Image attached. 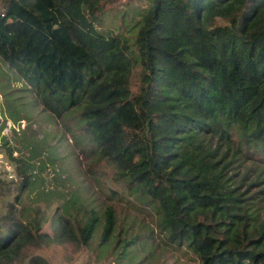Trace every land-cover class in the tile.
I'll list each match as a JSON object with an SVG mask.
<instances>
[{"label":"trees","instance_id":"trees-1","mask_svg":"<svg viewBox=\"0 0 264 264\" xmlns=\"http://www.w3.org/2000/svg\"><path fill=\"white\" fill-rule=\"evenodd\" d=\"M0 8V58L44 110L73 113L89 152L154 210L161 236L198 264H264V0H0ZM14 140L0 135V147L19 163ZM30 184L23 175L19 190ZM113 210L103 223L85 210L83 243L97 230L103 244L115 237ZM5 221L0 264H12L45 235L38 223Z\"/></svg>","mask_w":264,"mask_h":264},{"label":"rangeland","instance_id":"rangeland-1","mask_svg":"<svg viewBox=\"0 0 264 264\" xmlns=\"http://www.w3.org/2000/svg\"><path fill=\"white\" fill-rule=\"evenodd\" d=\"M104 22L108 25L106 19ZM137 82L134 75L131 83ZM10 124L14 127L3 133ZM0 125L1 136L16 140L12 156L19 160L16 163L7 149L0 147V180L5 182L0 186V225L6 223V215H12L23 223H38V233L45 235L26 242L12 264H29L34 256L42 257L46 264H198L190 252L175 249L161 236L154 210L116 183L112 169L89 152L92 143L83 138L86 133L73 113L57 119L44 110L21 76L1 58ZM10 174L16 179L10 180ZM23 175H30L31 184L20 191ZM106 206L114 209L115 237L103 244L97 230L83 243L79 229L85 222V210L94 208L103 223ZM66 212L76 214L79 224L67 220ZM66 226H73L72 231H65ZM120 227L122 234L118 233ZM31 231L36 232L33 227ZM132 233L135 240L123 249V238ZM122 251L130 258L120 255Z\"/></svg>","mask_w":264,"mask_h":264},{"label":"built area","instance_id":"built-area-1","mask_svg":"<svg viewBox=\"0 0 264 264\" xmlns=\"http://www.w3.org/2000/svg\"><path fill=\"white\" fill-rule=\"evenodd\" d=\"M3 14H1L2 16ZM14 127V124H10V126H8L7 128H5V131H3V133L7 134L8 130L13 128ZM7 169L9 170L10 167H7ZM9 179H15L16 177L14 176V174H10L8 175Z\"/></svg>","mask_w":264,"mask_h":264},{"label":"water","instance_id":"water-1","mask_svg":"<svg viewBox=\"0 0 264 264\" xmlns=\"http://www.w3.org/2000/svg\"><path fill=\"white\" fill-rule=\"evenodd\" d=\"M13 139V138H12ZM14 142H16L15 140H14Z\"/></svg>","mask_w":264,"mask_h":264}]
</instances>
